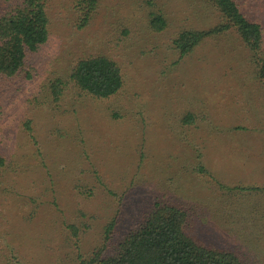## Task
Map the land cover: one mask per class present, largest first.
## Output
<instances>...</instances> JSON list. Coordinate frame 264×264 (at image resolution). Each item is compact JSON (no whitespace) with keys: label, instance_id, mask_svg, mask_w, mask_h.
Returning <instances> with one entry per match:
<instances>
[{"label":"rangeland","instance_id":"rangeland-1","mask_svg":"<svg viewBox=\"0 0 264 264\" xmlns=\"http://www.w3.org/2000/svg\"><path fill=\"white\" fill-rule=\"evenodd\" d=\"M22 1L0 0V15ZM237 1L264 29V0ZM75 3L47 0L48 42L0 75V264H86L158 203L186 208L199 241L264 264V40L256 53L230 30L181 57L179 33L223 22L205 0H100L83 29ZM99 56L124 79L107 99L70 79Z\"/></svg>","mask_w":264,"mask_h":264},{"label":"trees","instance_id":"trees-1","mask_svg":"<svg viewBox=\"0 0 264 264\" xmlns=\"http://www.w3.org/2000/svg\"><path fill=\"white\" fill-rule=\"evenodd\" d=\"M222 16L223 22L209 30H185L174 40L181 57L192 52L210 36L235 30L243 43L258 53L263 46L264 29L249 20L237 0H205ZM100 0H76L78 27L85 28L98 9ZM152 29L160 32L168 22L163 15H154ZM50 37V17L47 0H23L16 7L0 15V75L14 77L26 63L28 53L36 52ZM257 74L264 84V59L256 62ZM71 81L87 94L107 99L117 94L124 85L123 74L116 61L107 57L81 60L72 70ZM54 94L60 87L53 86ZM27 130L33 131L31 122ZM0 158V162H2ZM177 204H156L153 212L138 228L131 230L109 253L110 244L95 250L86 264H249L238 251L219 249L199 241L190 231L186 208ZM117 226L113 219L105 230V241H112ZM79 246V229L68 225Z\"/></svg>","mask_w":264,"mask_h":264}]
</instances>
